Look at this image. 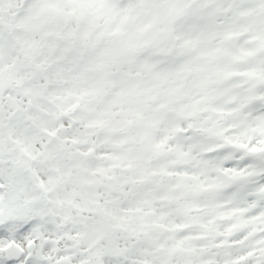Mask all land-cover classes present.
Listing matches in <instances>:
<instances>
[{"label":"snow or ice","instance_id":"1","mask_svg":"<svg viewBox=\"0 0 264 264\" xmlns=\"http://www.w3.org/2000/svg\"><path fill=\"white\" fill-rule=\"evenodd\" d=\"M0 264H264V0H0Z\"/></svg>","mask_w":264,"mask_h":264}]
</instances>
